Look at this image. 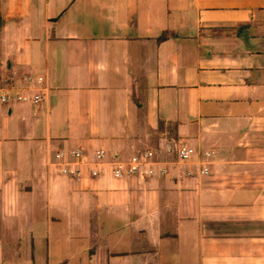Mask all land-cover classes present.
<instances>
[{
  "label": "crops",
  "instance_id": "0c3cea01",
  "mask_svg": "<svg viewBox=\"0 0 264 264\" xmlns=\"http://www.w3.org/2000/svg\"><path fill=\"white\" fill-rule=\"evenodd\" d=\"M13 73L48 92L0 102V264H264V0H0ZM168 138L148 179L55 161Z\"/></svg>",
  "mask_w": 264,
  "mask_h": 264
},
{
  "label": "built area",
  "instance_id": "2783aa9c",
  "mask_svg": "<svg viewBox=\"0 0 264 264\" xmlns=\"http://www.w3.org/2000/svg\"><path fill=\"white\" fill-rule=\"evenodd\" d=\"M14 80L15 73L0 78V102L32 100L35 104H38L45 100L48 87L43 77L33 78L24 73L21 80L30 85L28 88L26 86L17 87ZM28 90L36 93L28 95L26 92ZM159 151L161 153L165 152L167 155L176 154L182 162H190L195 155V150L188 144L168 138L164 140L159 150L140 151L128 159H124L117 152H114L112 157L109 158L108 154L102 149L96 150L92 155L83 149H77L72 152L70 161L63 160V152L55 154V161L59 165V171L62 175L76 180L83 178L86 172L91 178L110 176L114 179H126L137 176L141 179H148L156 175H164L167 172L168 160L158 159L157 154ZM201 173L207 174L208 168L202 166ZM188 174H190L189 171Z\"/></svg>",
  "mask_w": 264,
  "mask_h": 264
}]
</instances>
